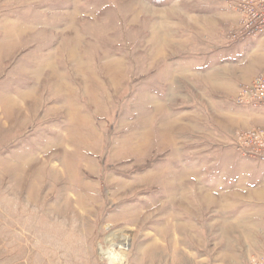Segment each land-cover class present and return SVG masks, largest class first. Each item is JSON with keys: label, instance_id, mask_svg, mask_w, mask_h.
I'll use <instances>...</instances> for the list:
<instances>
[{"label": "rangeland", "instance_id": "rangeland-1", "mask_svg": "<svg viewBox=\"0 0 264 264\" xmlns=\"http://www.w3.org/2000/svg\"><path fill=\"white\" fill-rule=\"evenodd\" d=\"M235 22L224 0H0V264L264 256V163L234 145L264 126L234 100L264 41Z\"/></svg>", "mask_w": 264, "mask_h": 264}, {"label": "built area", "instance_id": "built-area-1", "mask_svg": "<svg viewBox=\"0 0 264 264\" xmlns=\"http://www.w3.org/2000/svg\"><path fill=\"white\" fill-rule=\"evenodd\" d=\"M224 3L236 16L229 39L264 41V0H224ZM234 100L239 106L264 110V67L239 87ZM234 145L242 157L264 163V126L239 129ZM249 264H264V256L253 257Z\"/></svg>", "mask_w": 264, "mask_h": 264}, {"label": "bare ground", "instance_id": "bare-ground-1", "mask_svg": "<svg viewBox=\"0 0 264 264\" xmlns=\"http://www.w3.org/2000/svg\"><path fill=\"white\" fill-rule=\"evenodd\" d=\"M106 255L112 260L113 255L110 251H106Z\"/></svg>", "mask_w": 264, "mask_h": 264}, {"label": "crops", "instance_id": "crops-1", "mask_svg": "<svg viewBox=\"0 0 264 264\" xmlns=\"http://www.w3.org/2000/svg\"><path fill=\"white\" fill-rule=\"evenodd\" d=\"M255 41V40H254ZM254 161V160H253Z\"/></svg>", "mask_w": 264, "mask_h": 264}]
</instances>
